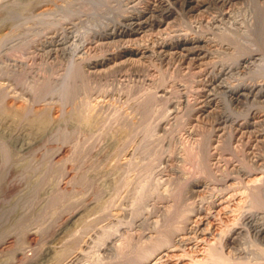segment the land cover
I'll return each mask as SVG.
<instances>
[{
	"label": "rangeland",
	"instance_id": "1",
	"mask_svg": "<svg viewBox=\"0 0 264 264\" xmlns=\"http://www.w3.org/2000/svg\"><path fill=\"white\" fill-rule=\"evenodd\" d=\"M187 1L0 0V264H264V0Z\"/></svg>",
	"mask_w": 264,
	"mask_h": 264
},
{
	"label": "bare ground",
	"instance_id": "2",
	"mask_svg": "<svg viewBox=\"0 0 264 264\" xmlns=\"http://www.w3.org/2000/svg\"><path fill=\"white\" fill-rule=\"evenodd\" d=\"M206 3L207 2H205V0H201V1H199V0H190V1H187V4L191 5V6H189L190 11H198L201 8H203ZM163 6L164 5L161 2H158L157 6H156V9L157 8H161ZM165 8H167V7H165ZM169 10L170 9H165L166 12L164 13V18H166V19L170 18V16H172V14H173V12L169 11ZM154 11L155 10H153V12ZM147 14L148 13L143 11V13L137 15L136 17H130V18L128 17V18H126L125 19L126 22L130 21L128 23V25H121L119 28L114 29L113 31L105 32V34L103 35L104 41L106 43H109L110 41H114V39H116V38H122V37L126 38V37H129V36H136V35L140 34L143 31V29L146 28L149 25V22H148L149 20L147 18L148 17ZM162 22H163V20H159L158 19V22L156 24L160 26L162 24ZM202 42L203 41L191 40L189 38L180 39V40L174 42L172 45L171 44L170 45H166V44L158 45V47H156V49H157L158 53H161L165 57L171 56V55L173 56V54H177L178 51H180L181 54L183 53V57H187L188 58V56H196V57H200L201 56L200 58H198V60H200V59H203L205 57V54H206L205 51H204L205 50V47L203 45L204 43L202 44ZM138 49L139 50H133V49L127 50L126 49V50H124V51H122V52H120L118 54L115 53V55H111L108 58H103L100 61H96V62L90 63V68L93 69V71L95 73H100L101 71H105L108 68H114L115 66H118V65H125V64H129L130 62H136V61L140 60L141 58H143L144 55L148 52V50L146 51L144 49L143 50H140V48H138ZM202 53H203V55H202ZM255 59L256 58L254 56L248 55V56H246L245 60L243 59V64H246V63L250 64V65L251 64H256L257 61H255L253 63L251 62V60H255ZM194 60H195V58H194ZM258 61H260V62L263 61L264 62V56L262 55V57H261V55H260V59H258ZM259 64L258 65L256 64V66L257 67L261 66ZM108 65H110V66L108 68L104 69ZM222 71H224V69ZM217 79L218 78H216L215 82H218ZM229 93L236 100L247 99L248 97L261 99L262 97L264 98V85H262V86L250 85V86H247V87L239 86V87H236L233 90H230ZM211 97H212V94H206V99L207 98L210 99ZM210 101H213V98ZM205 103L203 104V107L201 108L200 112L204 113V111H207L209 108L211 109V106H208L209 102H205ZM209 104H212V103H209ZM253 115H255V114H252V116L249 115L248 120L243 125H240L241 130L248 129V127L250 128V127H252V126L257 124V123H255V121H253L257 117H254ZM250 120H252L253 122L250 121ZM221 124L222 123H220L219 126ZM221 129H222L221 127L218 128V131H220ZM257 232H258L259 235H264V226L260 227ZM235 234H236V232H233V235H235ZM174 246H176V245H174ZM152 249H154V248H152Z\"/></svg>",
	"mask_w": 264,
	"mask_h": 264
}]
</instances>
